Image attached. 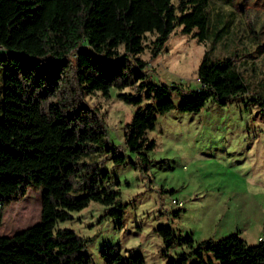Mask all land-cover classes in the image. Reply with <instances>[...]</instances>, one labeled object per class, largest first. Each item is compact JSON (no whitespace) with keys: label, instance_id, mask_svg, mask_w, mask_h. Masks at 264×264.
Masks as SVG:
<instances>
[{"label":"trees","instance_id":"trees-1","mask_svg":"<svg viewBox=\"0 0 264 264\" xmlns=\"http://www.w3.org/2000/svg\"><path fill=\"white\" fill-rule=\"evenodd\" d=\"M209 0H0V204L41 189L40 217L11 234H0V264H93L86 238L59 222L91 200L108 206L104 215L123 216L118 191L105 183L100 162L125 161L110 143L106 126L87 94L118 89L136 106L123 126V141L147 163L155 141L147 132L157 115L171 109L198 112L212 95L220 104L249 90L226 56L211 61L206 51L194 89L147 79L140 57L147 33L155 58L177 28L203 41L210 27ZM129 87L130 91L124 88ZM179 100H173V93ZM132 165L134 162L130 161ZM180 210V208L178 209ZM166 264H264V241L247 243L237 233L195 242L158 224ZM185 246L176 255L169 248ZM105 264H144L140 254L123 255L104 245Z\"/></svg>","mask_w":264,"mask_h":264},{"label":"rangeland","instance_id":"rangeland-1","mask_svg":"<svg viewBox=\"0 0 264 264\" xmlns=\"http://www.w3.org/2000/svg\"><path fill=\"white\" fill-rule=\"evenodd\" d=\"M207 10L211 30L201 42L177 27L152 58L153 34H146L140 57L147 62V79L194 89L197 66L207 51L211 61L231 57L249 90L228 97L225 104L210 95L198 112L174 108L158 114L147 132L155 141L144 151L147 163L123 141V126L136 106L119 99L115 87L108 97L86 95L99 110L110 143L126 155L120 163L110 157L100 162L108 173L104 182L118 191L117 201L124 205L122 218L104 215L108 206L91 200L59 222L86 238L84 252L93 264H105L100 249L108 244H119L123 255L140 253L144 264H166L162 238L154 231L158 224L195 242L230 233L249 244L264 241V0H209ZM2 71L0 66V78ZM179 97L173 93L175 102ZM40 197L39 187L28 188L24 197L0 204V234L37 222ZM171 198L182 202L180 210ZM185 249L175 241L169 253Z\"/></svg>","mask_w":264,"mask_h":264},{"label":"built area","instance_id":"built-area-1","mask_svg":"<svg viewBox=\"0 0 264 264\" xmlns=\"http://www.w3.org/2000/svg\"><path fill=\"white\" fill-rule=\"evenodd\" d=\"M198 79V78H197ZM171 203L175 206H177L178 208H181L182 207V202L177 200L176 198H171Z\"/></svg>","mask_w":264,"mask_h":264}]
</instances>
